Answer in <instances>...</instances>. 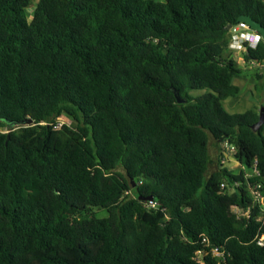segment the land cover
<instances>
[{
    "label": "trees",
    "instance_id": "1",
    "mask_svg": "<svg viewBox=\"0 0 264 264\" xmlns=\"http://www.w3.org/2000/svg\"><path fill=\"white\" fill-rule=\"evenodd\" d=\"M32 2L0 0V264H264V125L223 106L264 0ZM210 136L257 174L206 178Z\"/></svg>",
    "mask_w": 264,
    "mask_h": 264
},
{
    "label": "rangeland",
    "instance_id": "2",
    "mask_svg": "<svg viewBox=\"0 0 264 264\" xmlns=\"http://www.w3.org/2000/svg\"><path fill=\"white\" fill-rule=\"evenodd\" d=\"M38 0H33V7L28 13L30 19L34 5ZM232 59L236 62L238 67L242 69L243 76L239 79L234 80V84L241 88V95L238 98L229 97L223 102L225 109L232 113H244L249 109H255L258 113L260 108L264 106V63L259 64L258 62H248L245 60V51H236L235 49L231 51ZM204 91L193 92V95L197 96L203 94ZM73 119L64 113L57 120V126L62 124H67V126H74ZM16 125L15 127H19ZM1 132H6L5 128L0 127ZM209 155L210 163L208 172L206 173V178H209L213 173L217 172L219 168L227 167L235 174H240L245 172V177L255 175L256 172L253 168H248L244 170L240 163L234 157V147H232L228 142H220L213 139L210 136L209 140ZM207 181V179H205ZM205 181V182H206ZM228 184L224 183V187ZM233 192V190H230ZM264 209V203H262ZM235 213L240 211L237 208H233ZM97 212V217L107 216L106 210H95Z\"/></svg>",
    "mask_w": 264,
    "mask_h": 264
},
{
    "label": "built area",
    "instance_id": "3",
    "mask_svg": "<svg viewBox=\"0 0 264 264\" xmlns=\"http://www.w3.org/2000/svg\"><path fill=\"white\" fill-rule=\"evenodd\" d=\"M231 31V38L232 42L230 45V51L236 50V51H246L245 43H248L249 46L255 47L257 44H259L261 41L264 42L263 38L261 37L260 33L250 27L245 22H239L238 25L232 26L230 29ZM259 37L260 39L257 41L254 39V37ZM251 37V38H250ZM235 152V151H234ZM242 167V166H241ZM244 170H246L244 167H242ZM254 171L257 174V171L254 169ZM222 187L224 188V184H222ZM259 187L251 186L249 185L247 187V190L249 191L250 196L252 197V203L253 206L261 205L263 202V196L261 192L258 190ZM147 206L155 207L156 203H154L152 200H148ZM261 246L264 245V235L260 238L258 242ZM213 254L219 258V260H225L226 258V252L223 249L214 248ZM204 258V252L202 250L198 251L196 253L195 259L198 261H203Z\"/></svg>",
    "mask_w": 264,
    "mask_h": 264
},
{
    "label": "water",
    "instance_id": "4",
    "mask_svg": "<svg viewBox=\"0 0 264 264\" xmlns=\"http://www.w3.org/2000/svg\"><path fill=\"white\" fill-rule=\"evenodd\" d=\"M239 22H245V23H247L248 25H250V27H251L252 29H254V30H256V31H258V32L260 33L261 37H262L263 40H264V27L261 26V25L259 24V22L253 20V19H252L251 17H249V16H241V17L239 18ZM231 28H232L231 25H229V26L227 27L228 30H230ZM177 99H178V102H179V103H183V102H185V100L181 99L178 95H177ZM30 124H31V120H27V121H24V123L21 124V125H22V126H27V125H30ZM16 125H20V124L17 123ZM21 125H20V126H21ZM263 125H264V106L260 108V112H259V120H258V122H257L256 124H253L251 129H252L255 133H257V132L260 130V128L263 127ZM146 200H152V197H148V198H146Z\"/></svg>",
    "mask_w": 264,
    "mask_h": 264
},
{
    "label": "clouds",
    "instance_id": "5",
    "mask_svg": "<svg viewBox=\"0 0 264 264\" xmlns=\"http://www.w3.org/2000/svg\"><path fill=\"white\" fill-rule=\"evenodd\" d=\"M250 38H251V37H250ZM254 39L258 41L260 38L257 36V37H254Z\"/></svg>",
    "mask_w": 264,
    "mask_h": 264
},
{
    "label": "crops",
    "instance_id": "6",
    "mask_svg": "<svg viewBox=\"0 0 264 264\" xmlns=\"http://www.w3.org/2000/svg\"><path fill=\"white\" fill-rule=\"evenodd\" d=\"M231 52V51H230Z\"/></svg>",
    "mask_w": 264,
    "mask_h": 264
}]
</instances>
